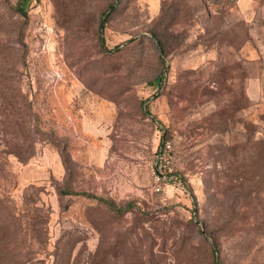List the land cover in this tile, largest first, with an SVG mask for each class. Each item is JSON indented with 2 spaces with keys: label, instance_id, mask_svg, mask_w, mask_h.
Wrapping results in <instances>:
<instances>
[{
  "label": "rangeland",
  "instance_id": "rangeland-1",
  "mask_svg": "<svg viewBox=\"0 0 264 264\" xmlns=\"http://www.w3.org/2000/svg\"><path fill=\"white\" fill-rule=\"evenodd\" d=\"M17 3L0 264H264V0Z\"/></svg>",
  "mask_w": 264,
  "mask_h": 264
},
{
  "label": "trees",
  "instance_id": "trees-1",
  "mask_svg": "<svg viewBox=\"0 0 264 264\" xmlns=\"http://www.w3.org/2000/svg\"><path fill=\"white\" fill-rule=\"evenodd\" d=\"M28 2L29 0H18V9H20L21 12H25L26 8L28 7ZM112 5L109 6V9H112ZM106 13H104L105 15ZM159 41V40H158ZM159 45L162 49V44L161 42L159 41ZM83 195L87 196V197H91V198H94V199H97L98 201L102 202V203H105L107 204L108 206H110L112 209H114L115 211H117V213H120L121 212V208H118L114 202L110 201V200H107L105 198H102V197H99V196H92L90 194H87V193H84ZM213 250L216 251V248L213 247Z\"/></svg>",
  "mask_w": 264,
  "mask_h": 264
},
{
  "label": "crops",
  "instance_id": "crops-1",
  "mask_svg": "<svg viewBox=\"0 0 264 264\" xmlns=\"http://www.w3.org/2000/svg\"><path fill=\"white\" fill-rule=\"evenodd\" d=\"M226 2H234L238 13L241 16H250L255 8L256 0H222Z\"/></svg>",
  "mask_w": 264,
  "mask_h": 264
},
{
  "label": "built area",
  "instance_id": "built-area-1",
  "mask_svg": "<svg viewBox=\"0 0 264 264\" xmlns=\"http://www.w3.org/2000/svg\"><path fill=\"white\" fill-rule=\"evenodd\" d=\"M156 191H159L160 190V186L159 184H156L155 188H154Z\"/></svg>",
  "mask_w": 264,
  "mask_h": 264
}]
</instances>
